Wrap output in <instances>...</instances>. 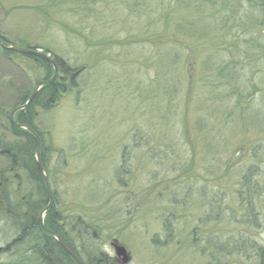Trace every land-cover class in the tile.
I'll return each instance as SVG.
<instances>
[{
  "label": "rangeland",
  "instance_id": "obj_1",
  "mask_svg": "<svg viewBox=\"0 0 264 264\" xmlns=\"http://www.w3.org/2000/svg\"><path fill=\"white\" fill-rule=\"evenodd\" d=\"M263 5L0 0L8 43L47 49L80 68L76 86L52 98L40 90L30 108L48 150L54 200L44 218L79 252L78 237L89 236L114 264L122 263L113 240L130 256L126 264H257L255 252L264 250ZM47 76L45 64L0 46V150L13 140L15 101ZM253 168L250 181L262 190L251 195L255 217L241 186ZM34 191L24 180L16 194L37 198ZM8 218L0 207V264L33 263L28 231L14 245Z\"/></svg>",
  "mask_w": 264,
  "mask_h": 264
},
{
  "label": "trees",
  "instance_id": "obj_2",
  "mask_svg": "<svg viewBox=\"0 0 264 264\" xmlns=\"http://www.w3.org/2000/svg\"><path fill=\"white\" fill-rule=\"evenodd\" d=\"M0 38L4 42H6L4 37H2L1 35ZM45 52L49 51L45 49ZM29 57H31V59L36 62L45 64L48 72V76L46 77V79L51 77L52 67L48 62L35 56ZM53 58L62 76H57L58 79L56 77L54 81L44 85L40 89L41 92H47L49 94V97L51 98L58 93H65L67 90H69L67 89V87L71 88L76 86L75 78L79 75L80 72V68L74 69L61 58L57 56H53ZM29 94L30 92L22 94L15 101L16 103L13 105V107L22 105L28 98ZM35 100L36 96L25 109L20 110L15 114V119L17 122L28 125L34 131H36V129L31 122L32 114L30 108ZM10 127L12 130L11 135L13 137V140L10 141L8 145H4V147H2L0 150V155L5 160L3 168L0 169V207H4L6 215H8L9 217L8 219L9 221H11L10 223L17 229V236L13 239L12 243L15 242L14 245H21L22 242L25 241V239H23L25 238V232L28 231L26 240L31 241V244H28L27 247V250L31 253V260L33 261V263L31 264H77L64 251L59 243H57L52 237L40 230L38 210L41 209L43 203L47 202V194L35 161V148L37 142L35 137L27 131L13 125H10ZM37 134L39 135L42 143L40 158L47 173L48 150L43 144L42 136L38 132ZM256 173L257 170L253 168L249 171V173H246V175L241 178V186L243 185L244 187L245 183L244 193L246 200L244 201L247 202L246 211L253 215L254 210L252 205L253 203L251 204V195H256L257 197H259L262 193L260 187L255 185V183H253V180L250 181V175H254ZM24 180H27L31 184L32 188L35 190L34 193L37 195V198H33V192L31 194L27 193V195H22L20 198L17 197L16 191L21 187L22 181ZM15 184L17 186L16 189L12 190L13 193L8 191L9 187H12ZM13 195H15V198L18 199L17 202H15V205H12L9 202ZM252 217H255V215ZM244 223L245 222H241V225H243ZM44 224L45 227L58 234L71 247H73L81 256L85 264H114L111 260L105 258L99 252V249H97V246L92 237H78V247H81L82 249L79 252L77 248L74 247L73 244L68 240L65 234L61 232L59 228L54 227L50 223L49 215H47V217L45 218ZM227 246L226 248L228 250ZM224 251L226 252L225 249ZM229 251L231 250H228L227 253H229ZM255 256L258 261L257 264H264V250L259 249V251L255 252ZM14 264H27V261L19 259L18 263L16 262Z\"/></svg>",
  "mask_w": 264,
  "mask_h": 264
},
{
  "label": "water",
  "instance_id": "obj_3",
  "mask_svg": "<svg viewBox=\"0 0 264 264\" xmlns=\"http://www.w3.org/2000/svg\"><path fill=\"white\" fill-rule=\"evenodd\" d=\"M262 24H263V27H264V10H263V18H262ZM0 46H2L3 48L9 50V51H14V52H17V53H20V54H26V55H34V56H37V57H40V58H43L45 60H47L52 68H53V74L51 76L50 79L48 80H43V81H40L38 83V85L36 86V88L34 89V91L31 93V95L28 97L27 101H26V104H24L23 106H19V107H16L14 108L10 114H9V118H10V121L12 122V124L18 126V127H22L24 129H26L27 131H29L30 133H32L36 138H37V148H36V155H35V158H36V163H37V166H38V169L40 171V174L42 176V180H43V183H44V186H45V189L47 191V194H48V204L47 206L41 210L40 214H39V220H40V226H41V229L50 234L51 236H53L60 244L61 246L64 248V250L78 263V264H84V262L81 260V258L79 257V255H77V253L65 242L63 241V239H61L59 236H57L56 234H54L53 232L47 230L46 228H44L43 226V215L44 213L51 207L52 205V201H53V198H52V194H51V190H50V187H49V184H48V180H47V176L44 172V169H43V166H42V163H41V160H40V156H39V149H40V140L38 138V136L36 135V133L31 130L28 126L26 125H21L19 123H17L16 121H14L13 119V115L14 113L19 110V109H22V108H25L29 102L32 100V98L34 97V95L36 94L37 90L39 89V87L42 85V84H46V83H49L51 81H53V79L55 78L56 74H57V65L55 63V61L49 56V54H45L43 52H41L40 50H36V49H31V48H22V47H18V46H15V45H5L3 44V41L0 39ZM111 246L113 247L114 251H115V255L120 257V262L122 264H126L127 262H129L130 260V256L127 254L124 246L118 244L116 242V240H113L111 242Z\"/></svg>",
  "mask_w": 264,
  "mask_h": 264
},
{
  "label": "clouds",
  "instance_id": "obj_4",
  "mask_svg": "<svg viewBox=\"0 0 264 264\" xmlns=\"http://www.w3.org/2000/svg\"><path fill=\"white\" fill-rule=\"evenodd\" d=\"M105 247H107V246H105Z\"/></svg>",
  "mask_w": 264,
  "mask_h": 264
}]
</instances>
